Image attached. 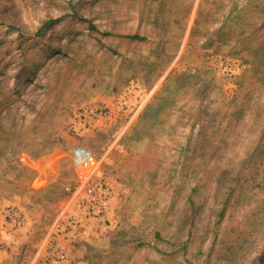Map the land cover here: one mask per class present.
Wrapping results in <instances>:
<instances>
[{
  "label": "rangeland",
  "instance_id": "rangeland-1",
  "mask_svg": "<svg viewBox=\"0 0 264 264\" xmlns=\"http://www.w3.org/2000/svg\"><path fill=\"white\" fill-rule=\"evenodd\" d=\"M49 260L264 264V0H0V264Z\"/></svg>",
  "mask_w": 264,
  "mask_h": 264
},
{
  "label": "built area",
  "instance_id": "built-area-1",
  "mask_svg": "<svg viewBox=\"0 0 264 264\" xmlns=\"http://www.w3.org/2000/svg\"><path fill=\"white\" fill-rule=\"evenodd\" d=\"M72 156L75 164L80 167L83 171H85L84 173L91 172L97 166L96 157L92 150L88 147L75 146L72 149ZM95 190V187H90L88 192L91 194H95ZM104 193L105 192H103L102 194ZM106 196H104V198H106ZM54 251L58 254L60 262H64L65 255L61 251H59L57 247L54 248ZM46 264H51V261H47Z\"/></svg>",
  "mask_w": 264,
  "mask_h": 264
},
{
  "label": "trees",
  "instance_id": "trees-1",
  "mask_svg": "<svg viewBox=\"0 0 264 264\" xmlns=\"http://www.w3.org/2000/svg\"><path fill=\"white\" fill-rule=\"evenodd\" d=\"M74 16L75 17H78V18H80L81 20H83V21H86V22H88L89 23V27L91 28V30L93 29H96V26H95V24L94 23H92L91 21H88V19H86L85 17H83V16H80V15H78L76 12L74 13ZM61 19H46V20H44L43 21V23H42V25L36 30V32H35V35L37 36V37H40V36H44V32H45V30L52 24V23H54V22H56V21H60ZM129 38H132V39H139V40H144L145 38L144 37H141V36H130ZM227 204H228V199H226V202H224L223 203V207H222V210H221V212H220V214H219V217L220 218H224V213H225V211H227ZM158 237H160V236H158Z\"/></svg>",
  "mask_w": 264,
  "mask_h": 264
}]
</instances>
